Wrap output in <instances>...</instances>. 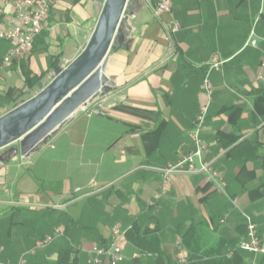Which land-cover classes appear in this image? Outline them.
Here are the masks:
<instances>
[{"label": "crops", "instance_id": "crops-1", "mask_svg": "<svg viewBox=\"0 0 264 264\" xmlns=\"http://www.w3.org/2000/svg\"><path fill=\"white\" fill-rule=\"evenodd\" d=\"M132 2L130 44L109 55L114 89L101 97L103 112L76 114L30 157L0 161V262L53 264L70 250L77 264H91L116 226L126 232L135 225L156 231L165 262L180 264L188 261L187 234L200 253L234 252L246 217L264 244V0H174L162 14L158 0ZM102 8L101 0H55L33 50L11 66L4 65L10 44L0 39V117L39 93L31 79L47 85L55 65L65 68L83 51ZM5 12L13 14L9 6ZM252 31L258 48L245 47ZM214 61L225 64L210 74L214 93L201 139L203 162L221 180L178 173L164 186L162 170L195 149L191 133ZM49 236L50 245L36 249ZM121 246V264L156 263L126 234ZM237 251L244 264H264V256Z\"/></svg>", "mask_w": 264, "mask_h": 264}, {"label": "water", "instance_id": "water-1", "mask_svg": "<svg viewBox=\"0 0 264 264\" xmlns=\"http://www.w3.org/2000/svg\"><path fill=\"white\" fill-rule=\"evenodd\" d=\"M101 2L100 17L83 51L67 67L55 65L52 80L37 84L38 94L0 117V151L5 150L0 161L18 155L30 157L48 145L82 106L113 92L108 59L113 49L130 44L126 29L133 2Z\"/></svg>", "mask_w": 264, "mask_h": 264}, {"label": "built area", "instance_id": "built-area-1", "mask_svg": "<svg viewBox=\"0 0 264 264\" xmlns=\"http://www.w3.org/2000/svg\"><path fill=\"white\" fill-rule=\"evenodd\" d=\"M55 0H0V20L5 19L4 24H0V39L7 41L10 44V50L4 58V65L11 66L15 62L24 60L33 50L36 39L43 33L48 23L51 5ZM174 0H158L156 13H171ZM5 6L11 7L13 14L7 15ZM181 26L175 23L172 27V32L180 31ZM245 47L258 48V38L254 31L246 42ZM224 61H214L203 81V93L206 101L201 108V113L198 116L195 128L191 133L194 140L195 149L186 156L177 166L163 169L164 186H167L170 177L173 174H197L204 173L210 181H219L218 175L212 170L211 164L203 162V155L206 152V146L201 139V133L205 127L207 115L209 112L214 86L210 79L212 71H220L224 66ZM261 69L264 71V61ZM262 79L263 75H259ZM103 112V100L101 97L96 98L92 102H88L82 106L76 114H83L87 117L99 115ZM200 161V166H197L195 160ZM221 186L224 183L221 182ZM247 233L241 239L238 248L242 251L251 253L254 257L264 256V244L258 235L257 227L253 221L246 217ZM56 235L61 233L60 230L55 231ZM126 232L122 231L119 226L112 230V238L108 246L96 248L95 258L90 261L91 264H102L103 260H107L108 264H121L125 260L121 239ZM54 237L49 236L38 241L36 249H44L50 245ZM34 253V252H33ZM0 264H9L0 262ZM19 264H25L22 260ZM180 264H186V259H181ZM251 264H256L255 260Z\"/></svg>", "mask_w": 264, "mask_h": 264}, {"label": "trees", "instance_id": "trees-1", "mask_svg": "<svg viewBox=\"0 0 264 264\" xmlns=\"http://www.w3.org/2000/svg\"><path fill=\"white\" fill-rule=\"evenodd\" d=\"M42 78L34 77L32 84L36 86ZM264 95V89L261 91ZM188 234L182 239V244L185 245L188 251V261L186 264H244L243 257L240 252L237 251V247H234V252L229 254L228 251L223 250L220 246L219 248H213L210 251L200 253L198 249L193 248L189 244ZM127 240L134 245L136 248L140 249L143 253L147 255L156 256L155 264H167L164 260L160 238L156 231L146 229L144 231H139L137 226H133L131 229L126 231ZM72 251L62 250L59 254L58 260L53 264H77V258L71 257Z\"/></svg>", "mask_w": 264, "mask_h": 264}, {"label": "rangeland", "instance_id": "rangeland-1", "mask_svg": "<svg viewBox=\"0 0 264 264\" xmlns=\"http://www.w3.org/2000/svg\"><path fill=\"white\" fill-rule=\"evenodd\" d=\"M1 151H4V150H1Z\"/></svg>", "mask_w": 264, "mask_h": 264}]
</instances>
